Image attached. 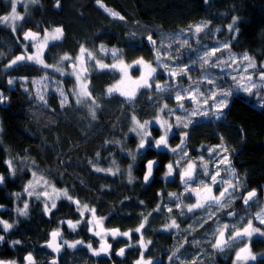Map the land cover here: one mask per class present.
<instances>
[{
  "label": "trees",
  "instance_id": "16d2710c",
  "mask_svg": "<svg viewBox=\"0 0 264 264\" xmlns=\"http://www.w3.org/2000/svg\"><path fill=\"white\" fill-rule=\"evenodd\" d=\"M102 2L123 16L124 20L108 15L98 7L96 0H60V7H56V0H39L32 8L25 10L18 38L28 29L42 35L44 30L62 27V40L48 48L49 63L59 54L77 55L81 45L90 49L101 45L122 49L126 63L141 57L152 61L156 57V49L148 42L149 35L142 41L134 40L131 35L136 34L137 37L141 31L150 30V35L157 41L156 47L160 48L158 35L161 37L162 30L176 31L205 23L211 25L206 31L216 30L232 23L235 16L239 18V33H236V39L231 45L233 52H246L257 60L264 58V0H209L208 3L204 0ZM0 5L3 13L7 12V6L2 1ZM19 53L20 47L12 33L0 27V91L8 98L0 105V174L7 178L5 185L0 186V205L4 208L0 211V219L15 222L14 227L5 235L0 259L21 260L31 252L38 264H46L51 257L45 246L49 233L61 221H76L79 217L75 205L66 200L59 201L49 215H45L38 204L31 203L28 217L19 216L15 211L17 205L12 193L23 191L31 172L45 176L59 189H67L68 194L81 204L94 207L96 214L105 218L104 225L108 229H119L120 232L134 231L143 217L160 201L158 193L175 190V187L174 184H162L165 183L164 169L160 171V181L156 177L148 184L143 181L148 160H156L157 167H161L171 160L170 156L156 153L150 148L139 152L136 162H133L131 156L121 153L123 148L129 152H135L137 148L135 137H127L131 115L137 112L133 108L142 107L137 112L141 120L152 117L154 111L144 108L150 106L148 100L127 102L117 95L105 94V88L118 81L117 71L93 70L90 74L88 90L98 105L96 119H93L91 114L76 106L72 100L68 99V104L61 107V99L53 91L45 98L47 104L31 98L17 80L41 77L44 72L25 62L7 68V64ZM107 60L112 61L109 57ZM9 79L16 80L14 87L10 88ZM226 82L227 79H224L223 83ZM63 84L64 88L68 86L66 80ZM224 112V119L199 122L188 130L187 151L195 156L196 149L200 147L222 145V151L227 148L229 151L226 153L235 168L237 181H241L244 190L240 197L255 189L257 199L260 200L264 194V107H258L244 95H233ZM151 133L153 139L160 136L158 128L153 127ZM125 141L129 147H126ZM112 157L126 167L130 164L134 167L135 179L132 183L121 176L101 174L93 169L94 163L102 164ZM8 160L12 161L17 171L15 178H9ZM155 175H159L158 171H155ZM193 199L189 197L185 202L193 204ZM252 204L246 206L238 198L207 218L204 213L193 215L183 226V230L187 229L191 233V236L185 235L187 243L193 244L185 252H177L182 255V260L175 264H234L232 255L235 249L221 252L214 249L210 241L215 240L217 229L224 222H231L228 213L235 211L237 216H242L252 210ZM198 222L203 226H197ZM161 226L162 216L149 218L142 234L146 240L151 241L149 257L164 261L167 255L163 252L174 251L178 245V236L157 231ZM84 227L87 225L83 224L74 233L65 231L66 237L95 247V238ZM13 240H20L21 244L11 246L12 250L7 246ZM113 242L114 252L125 248L121 258H116L113 253L110 262L103 257L95 258L84 246L62 254L58 264H134L139 249H126V242L119 238ZM250 247L253 254L264 253V240H252ZM163 261L158 264H165ZM252 264H264V258Z\"/></svg>",
  "mask_w": 264,
  "mask_h": 264
},
{
  "label": "rangeland",
  "instance_id": "374dc122",
  "mask_svg": "<svg viewBox=\"0 0 264 264\" xmlns=\"http://www.w3.org/2000/svg\"><path fill=\"white\" fill-rule=\"evenodd\" d=\"M0 1H2L7 6V12H5V13H3V9L0 8V16L10 15V13H11V2H10V0H0ZM35 4H37V3H35ZM35 4L31 3L30 0H17V12H18V14L23 16L25 19V15H24L25 10L32 8ZM25 5L27 7H25ZM0 7H1V5H0ZM98 7H100V6L98 5ZM101 9L104 10L103 8H101ZM24 19L21 21H15V24L17 25L16 32L12 31V28H11L12 22L11 21H9L7 23L0 22V27L4 28V29L8 30L10 33H12V35L16 39L17 44L20 47L21 53L25 54L24 45H28L27 54H32L36 51V48L32 47L33 44H25L24 42H22L21 37L18 38V36H19L18 32L22 29ZM205 24H207V27L203 28V31H201L198 34L195 33V27H196L195 25H194L195 27L193 26L191 28L189 27L186 29H180V30H176V31H174V30H162L161 31L162 35H161V37H159V35H158V39H159L160 43L163 42L165 47L159 48L160 49V59H161V63L159 65H157L155 63L156 57L152 61L141 57L144 59L145 62L152 63V66L156 68V73L154 74L155 83H159L160 85L164 86L167 89L166 91H164V92L157 91L155 88V84H153V86L151 88L139 89L137 91L135 99L132 101H129L126 97L120 96L119 93H113L112 94V95L119 96L120 98H122L123 100H125L127 102H134V101L141 102L142 100H148L150 106H147L144 108H146L148 110L152 109L154 111V115L152 117H150L148 119L141 120L138 118L137 114H139V113H137V112H139L140 111L139 108H142V107L139 106V107L133 108L134 110L136 109L137 112L135 113V111L132 110V112L134 111V114L131 115V121H130V126L128 128V131L131 127H133V123H132V116L133 115L136 116L137 120L140 121V123H143L145 120L151 121L150 125L148 126V130L151 131V129L153 127L158 128V130L160 131V135L163 134V130L160 128V125L156 123L157 117H159L161 119V121L166 119L169 124L173 125L172 132L169 134L168 142H169V148H177V152H172L168 149H165L166 150L165 152L170 153V155H171V160H169L168 163H173V167H174L173 176L167 177L165 179L164 174L167 171V169H164V171H163L164 182L169 183V184H174L175 182L178 183L177 182L178 181L177 180V173L182 168H184L186 166V164L189 162V160L193 161L195 164L194 180L191 182L192 186L195 187L197 184H199V182L201 180H203L206 184H211L210 176L215 173L216 164L219 161V159L221 158L218 155V153L222 152V147H217L220 145L197 148L195 157L191 156L190 152L187 151V148L184 147L187 144V138H186V141H185L184 145L182 146V148L184 151H187L188 156L184 157L181 149L178 148V146L181 144V133L182 132H188V130L190 128H192L196 123L205 122V121H208L211 119L216 120L215 117L212 115V109H211V105L214 102L211 99H208L207 106L204 105V100L207 99L208 95L210 94V92L214 88L213 84L207 83L208 79L214 80L215 85H219L223 89L232 88L233 89V95H244L245 97H247L248 100L254 101V103L258 107H262L261 105H264V99H262L258 96H256V95L249 96L247 93H244L243 91H236L235 90L236 89V82L232 80V76H236L239 79L241 75L246 76L249 73H251V74H253V80L258 81V74H259V71L261 70L260 66L262 64H264V58L262 60H257L253 55L247 53L250 57H252L255 60L257 67H256V69H249L248 73H243V71H242L243 68L248 64V61L242 60V56L246 52L235 53V52H233V49H231L232 42L236 39V36H237L236 33L235 32H229L228 25L227 26H221V28H219V31H217L218 28H216V30L212 29V30L206 31V29L210 28L211 25L209 23H205ZM54 29L55 28L48 29L47 33L44 30L42 33V37L40 39V41H43L45 35L46 34L48 35L47 47L44 48V50H43V58H44L45 63H48L50 65H56L59 63V66L61 68H63L65 73H72L74 71L73 67H71V69H69L68 66L75 63L76 64L75 71H77L79 74H81V76H82L81 83H86L87 87L89 86V76L92 73V71L93 70H101L98 66H95L96 65V59H99L103 63L109 64V65L116 62L113 59L111 51H110L113 48L105 47L106 49L109 50L107 53H105L104 51L100 50V47H97L96 49H90V48L85 47L88 51H90L94 54L95 59H89L87 56V53L83 54V56H82L80 53V49H79L77 55L70 56L73 58V60H71V61H63L62 63H60V57L65 55V54H59L55 59L51 60V63H49L47 61L48 48L52 44L60 42L63 38V36H62L59 40H52L51 39V33L53 32ZM174 32L176 34H174ZM23 33L21 34V36L23 35ZM148 35H150V30H143L140 33H138L137 37H136V34H134L133 36L131 35V37L134 40L139 39L140 41H142ZM173 35H174V37H173ZM233 36H235V39H232ZM175 38H177L178 40ZM184 40L188 41L187 45H184L182 43ZM198 40L200 42H198ZM226 42L229 43V45H230L229 49L223 48V45ZM169 44H171V47H167V45H169ZM201 45H203V46H201ZM218 47L221 48V51L217 52L215 54V57H209L210 61L215 62L216 58H221V59L227 60L229 62V64L232 65L231 67H229L228 64H221V65H218L217 67H212V66H210V64L205 65L203 63V61L201 60V56L205 52H210L211 49L218 48ZM232 56H235L237 58V63L232 64L231 59H230V57H232ZM76 57H81L83 59V61L85 62L83 66L89 68V71L87 73L81 72L82 66L80 64V61L76 60ZM108 57L111 58L112 61L108 62L109 61V60H107ZM137 59H140V58H136L129 63H126V62H124V63L130 65L133 63V61H135ZM25 63L28 65H31V66H35L44 72V74L41 77L32 78V79L20 78L19 80H17V81H19L20 84H22L24 90L27 89L26 92L30 95L31 98L35 99L38 102H42L38 97L42 95L46 98L48 93L53 91L58 95V97L60 99H62V97L60 96V92L63 91L65 93V95L68 97L69 101L72 100V102L76 106L81 108L83 111H87L89 114H91V111L95 110V112L97 113L98 107L96 104H92L91 99H85L82 104L76 103L77 97L74 94V90L75 91L79 90V84L77 83V80H76L74 75H68V74L61 75L60 72L54 71L52 68H43L39 65H36V64H34L32 62H28V61H25ZM165 64L169 65V68L163 67V65H165ZM14 66H16V65H14ZM184 67H187L189 69L188 76L177 75L175 78L169 76L168 73L170 70L180 69V68H184ZM237 68H239L241 71H235L234 70ZM221 69H223V71H221ZM104 70H106V69H104ZM110 70L111 71H117V73L119 74V79H120L121 73L117 69H110ZM145 71H146V69H145ZM45 75H47L48 79H44ZM130 75H132L133 79L138 78L140 75L139 66H137L134 69H130ZM84 76L87 77L86 80L83 79ZM189 76L191 77L190 80L188 78ZM224 79H227V82H226L227 84L223 83ZM12 80L14 81V83L12 85H10V88L14 87V85L16 84V80L15 79H12ZM64 80H66L68 82V84H67L68 86L66 88L63 87L64 86V84H63ZM116 83H114V84H116ZM150 83H151V81H150ZM113 85H111V86H113ZM109 87L110 86L105 88V94H107V95H108L107 89ZM197 87H199L200 91L202 93H204L203 96L196 97V99L199 100V104H195L192 102V100H189L187 98L184 101H181V103L185 104V107L187 109H189V111L191 109L199 107L204 111H208L209 115L207 117L200 116V115L191 116L190 119L193 121V124H190L189 127H187V128H183L182 126L180 128L175 127V125L178 123L176 120V116L177 115H179V116H186L187 115V113L184 110L177 107V101L175 99V92L181 91L183 94L184 90L188 89L189 90L188 95H191V93L193 91H195V89ZM217 90L219 91V88ZM0 93H2V92L0 91ZM232 97H230V101H231ZM157 98H159V100H157ZM66 104H68V102H66ZM164 105H167V108H165L164 111L161 112L160 109L163 108ZM0 129H1V126H0ZM172 133H175V136H177L178 138L176 139L175 136L172 135ZM0 135H1V131H0ZM129 135H133L136 139L137 144H138L139 138L135 135V133H132L129 131L127 133V137ZM148 139L154 140L152 137H149ZM171 141L174 143H172ZM125 145H126V147H129V144L127 141H125ZM210 149H215V151H213L210 154V152H209ZM121 153L123 155L130 156L128 154L129 151H126L124 148L122 149ZM223 155L228 156L226 152H223ZM215 156H217V157L213 160V158ZM201 157H203V160H201ZM113 160H115V162H116L115 164L112 163ZM229 160H230V158H229ZM177 161L180 162V168L176 167ZM230 162H231V160H230ZM205 164L206 165L209 164V168H207L209 175H207V176L203 174ZM94 166L99 167L101 169L112 168L113 172H115L116 168L118 167L119 172L116 173L115 175L110 174L107 171H101L99 173L110 175V176H121L125 181H128V166L126 167L125 164L123 165L121 163V161L117 160L115 157L107 159L102 164L94 163L92 165L93 169H94ZM219 167H220L221 171H220V175L217 176L218 181H220L221 179H224V180H230L232 182V184H237L236 175L233 177L229 172H227L225 170V165H223V164L219 165ZM231 167H233L232 164H231ZM36 174H37L36 179H38L39 177H44L46 180H48L50 182L51 185H54L45 176L38 174V173H36ZM29 177H30L29 180L34 179L32 176V172H31ZM132 177H133V181H134V179H135L134 167H132ZM238 182H239L238 190H234L232 188H229V192H231L234 197H240L241 194L244 192L243 187L241 186V181L239 180ZM219 185L220 184L213 186V195L218 196L220 190H222L224 187H228L227 184H224V185H221L220 188H218ZM55 188L59 189L56 186H55ZM263 189H264V186H263ZM35 190L37 192L47 191L50 193V197L47 200L45 197H41L39 200H37L35 196L28 197L27 194L22 191L21 197L19 200H17L15 197V204L17 205L15 207V211H16L17 207H23L24 201H27L29 203V207H30L31 203H36L41 207V209L44 208L45 202H47L50 206L53 200H55L56 205L61 200H66V201L70 202L68 199L64 198V196L62 194L57 199V193L53 191L52 187H50L48 185H44L42 180H41L40 184L36 185ZM60 190H63V189H60ZM169 193H176L177 196L179 197V199H177L175 197H170L168 195ZM182 193H183V195H181ZM161 194H162V196L160 198V201L157 204V205H159V211L155 210L157 208V205H156V207L154 209L150 210L147 213V217L149 219L152 217L158 218V217L162 216V226L159 227L157 229V231L163 232L164 234H169V235L170 234L171 235L177 234L178 237L176 239L178 241V245H177V247H174V251L171 253H168V251H164L163 254L167 255V257L163 261L161 258L156 259V258L149 257V253H150L149 249H150L151 243L147 244V242L149 240H146L144 237H143V239H144V243L147 244V250H144L143 248L140 247L139 241H140L141 233H136L135 231H128L131 234V239H129L128 237H123V236H119V239L124 240L127 245L130 243L132 245H134L133 247H127V245H126V249L127 248L128 249H135V248L139 249L138 259L140 258V253L143 252L145 260L150 259L152 261V264H158L161 261H163L165 264H175L178 261L182 260V255H178L177 252L183 253L188 249V246H191V244H193V243H187L186 239H185V235L189 234L191 236V233H188L187 229L183 230L184 224H187L188 223L187 221L188 220L190 221V219H192V217H191L192 212H188L187 207H185V205L188 204L187 202H185V199L189 198L190 195H193V194L191 192H187L185 190V187H183V188L177 187V190H174L171 192H168L167 190L166 191L163 190L161 192ZM205 195L206 194L204 193L203 188H201V198L203 199V197ZM244 195H246V193ZM228 200H229V198L226 196L223 203L226 205L229 204ZM195 202H196V196L194 195L193 203H195ZM70 203L75 205V210L78 213V217H79L78 220L87 221L88 219H91L92 213L90 211H85L84 216L81 217L80 212L77 211V205L75 203H72V202H70ZM80 205H81V210H83L82 206L84 204L80 203ZM177 205H179V207H177ZM88 206H89V209L94 208L91 205H88ZM251 207H252V210L250 212L242 215V216H237V212H235V211H234L235 215L228 216V219H230L231 222H224V224L229 225V228L226 231V237H227L228 233H230L234 230V228H236V227L241 228L243 226H246L247 221L250 219L252 220V223L254 226L260 227L261 229H264V225H261L259 223V221L257 219H255V214L261 210V207H264V194H263L262 198L260 200H258L257 203H253L251 205ZM168 208H171L172 211L169 212ZM222 208H225V207H220L219 205L213 204L211 208H208L206 206L203 209H195L197 211L195 213V215L204 213V216L207 218L209 213H217L218 209L220 211ZM3 210H4V208H0V211H3ZM149 213H151V215H149ZM95 215L98 219L100 218L96 214V212H95ZM198 218H200V217H198ZM241 218H243V219H241ZM173 219H175V221L179 225V227L178 228L173 227V228L165 230V225L171 224ZM78 220H76V221H78ZM63 221L66 222L68 220H63ZM71 221H73V220H71ZM76 221H73V223H75ZM61 222L57 225L56 228H54V230L59 229L61 232L62 239L59 238L58 242L61 244L63 243V240H68L69 242H75L76 240L67 239L66 233H65V231H68L71 233H74L75 231H72L68 227L67 223H61ZM83 224H86V223L79 224L76 231L78 229H80L81 227H83ZM196 225L200 226L201 222L196 223ZM102 226L106 230H111V229H108L104 225V221H102ZM88 227L89 226L87 225V227H84V228H86L88 230ZM0 228L3 230L2 225H0ZM219 229L222 231L224 230L222 227ZM98 230H99V228L93 227V231H89L91 236H93L97 242L96 246L93 247L94 249H98L100 246V242H101V237L93 234L94 231H98ZM216 234H217L216 236H218L219 233L217 232ZM49 235H50V233H49ZM104 239H105L106 243L112 245V248H111L110 254L108 256L101 254V256H99V257L106 258L110 262L112 259L111 254L113 253V250H114V242L109 239L108 235H106L104 237ZM253 239L254 240H256V239L264 240V237H260L258 234H256L253 236ZM181 245H183V247H181ZM239 245H240V243H235V244L230 243L224 249V251H227V250L230 251V250L235 249V251L233 252V255H232V257L234 259L233 260L234 264H235V254H236V251H238V249H239V248H237ZM84 246L86 247V245L81 244V245H77L76 248L72 249V248H68L67 245H64L62 247L63 248L62 251H64V252L73 251V250H76V249H78L80 247H84ZM87 250H88L89 254L91 256H93L88 248H87ZM173 253H175L176 255L173 257L172 260H169V257L172 256ZM261 254H264V253L263 252L256 253L258 259H263L261 257ZM93 257L98 258L97 256H93ZM136 261L134 262V264H136ZM249 262H251V263H249ZM249 262H248L249 264H252L255 261H253V262L249 261ZM17 264H21V263L17 262ZM111 264H114V263H111Z\"/></svg>",
  "mask_w": 264,
  "mask_h": 264
},
{
  "label": "snow or ice",
  "instance_id": "6c2138e0",
  "mask_svg": "<svg viewBox=\"0 0 264 264\" xmlns=\"http://www.w3.org/2000/svg\"><path fill=\"white\" fill-rule=\"evenodd\" d=\"M11 2V13L10 15H5V16H0V22L7 23L11 21V28L13 32H16L17 30V25L15 24V21H21L24 19L23 16L19 15L17 12V0H10ZM31 3H39V0H30ZM205 3H208L209 0H204ZM96 3L104 9L108 15L118 18L120 20H124V17L121 16L118 12L113 11L112 9L106 7L102 0H96ZM25 7H27L25 5ZM56 7H60V0H56ZM238 17H233L232 23L228 25V30L229 32H235L239 33V27H238ZM191 27V26H190ZM207 27V24L203 25H197L195 27V33H200L203 31V28ZM219 31V29H217ZM47 33V30H45ZM134 35V34H133ZM63 36V29L62 27H56L53 32L51 33V39L52 40H59ZM23 39L25 41L31 40L33 41L32 47L36 48V51L32 54H27V48L28 45H24L25 47V54L22 55H17L14 59H12L8 64L7 68H12L14 65H17L20 62L28 61L32 62L36 65H39L43 68H52L54 71L60 72L61 75H74L77 83L79 84V90L75 91L74 94L76 95V103L77 104H82L85 99H92V93L88 90L87 84L86 83H81L82 76L79 74L77 71H75L76 64L73 63L70 65L73 67L74 71L72 73H65L63 68L59 66V63L56 65H50L48 63H45L44 58H43V50L44 48L47 47V41H48V35L46 34L44 37L43 41L39 40V33L32 32V31H27L23 33ZM148 42L156 49V60L155 63L159 65L161 63L160 59V49L156 47L157 41L152 38L151 35L147 37ZM232 39H235V36L232 37ZM184 45L188 44L187 40H184L182 42ZM160 47H165L163 42H161ZM167 47H171V44L167 45ZM224 49H229L230 45L229 43H224L223 45ZM100 50L104 51L107 53L109 50L105 48L104 45L100 46ZM113 59L116 61L112 64H106L103 63L101 60L96 59V65L98 66L101 70L104 69H117L121 73L120 79L117 81L116 84L113 86H110L107 89L108 95H112L113 93H119L120 96L126 97L129 101H132L135 99L137 91L141 88H151L153 84H155V88L159 92H164L167 89L160 85L159 83H155L154 79V74L156 73V68L152 66V63L150 62H145L143 58L137 59L133 61L132 64H125L124 59L122 56V49H116L113 48L110 50ZM221 48H213L210 50V52H205L201 56V60L205 65L210 64L212 67H217L218 65L221 64H228L229 67L232 65L229 64L227 60L221 59V58H216L215 62H211L209 57H215V54L217 52H220ZM80 53L83 56V54L87 53V56L89 59H95V56L92 52L88 51L83 45L80 46ZM232 64L237 63V58L235 56L230 57ZM73 60L72 57L68 56L67 54L63 55L60 57V63L63 61H71ZM76 60L80 61L81 64V72L87 73L89 71L88 67L83 66L84 61L81 57H76ZM243 61H248V64L243 68V73H248L249 69H256L257 65L255 63V60L250 57L247 53H244L242 56ZM137 66H139L140 70V75L138 78L133 79L132 75H130V69H134ZM165 68H169V65H163ZM146 69V71H145ZM260 71L258 74V81L253 80V74L249 73L248 75L244 76L241 75L240 78L238 79L236 76H232V80L236 82V91H243L244 93H247L249 96L256 95L262 99H264V64L260 66ZM235 71H241L239 68L234 69ZM223 71V69H221ZM189 69L187 67L180 68V69H172L169 71V76L175 78L177 75L181 76H188ZM189 80L191 77H188ZM44 79H48L47 75H45ZM83 79H87L86 76L83 77ZM151 81V83H150ZM14 81L12 79L8 80V84L12 85ZM207 83L213 84L214 88L208 95L207 99L204 100V105L207 106V101L208 99H211L214 103L211 105L212 109V115L215 117L216 120H221L225 118V112L224 110L229 107L230 104V97L233 96V89H223L219 85H215V81L212 79H208ZM219 88V91L217 90ZM27 91V89H25ZM189 90L185 89L183 94L181 91H176L175 92V99L177 101V107L184 110L187 115L186 116H176L177 124L175 127L180 128L181 126L183 128L189 127L190 124H193V121L190 119L191 116L194 115H200L207 117L209 115L208 111H204L201 108L197 107L194 109H187L185 107V104L181 103V101H184L186 98L189 100H192L193 103L199 104V100L196 99L198 96H203L204 93H202L197 87L195 91L191 93V95H188ZM60 96L62 97L60 104L61 107H64L66 105V102L68 100V97L65 95L63 91L60 92ZM44 104H47V100L45 99L44 96H39L38 97ZM8 98L3 95V93H0V104H4ZM92 104H96V101L92 99ZM264 107V105H261ZM98 107V105H97ZM167 108V105H164L163 108L160 109L161 112L164 111V109ZM91 115L93 119H96V112L95 110L91 111ZM132 123L133 127L129 129L130 132L135 133V135L139 138V142L137 144V149L135 152H129L128 154L131 156V159L133 162H136L137 160V154L139 152L147 151L150 148H155L156 150H160L162 147L164 149H168L172 152H177V148H169V134L172 132L173 125L169 124L168 121L165 119L161 121L159 117L156 118V123L160 125V128L163 130V134L159 136L158 139L154 140H149L148 138L151 137L152 133L151 131L148 130V126L150 125L151 121L145 120L143 123H140V121L137 120L136 116H132ZM2 131V129H0ZM173 136H175V133H172ZM188 137L187 132H182L181 133V144L178 146V148L181 149L182 154L184 157L188 156L187 151H184L182 146L184 145L186 138ZM223 141V137L220 138ZM217 147H223L222 145L217 146ZM215 151V149H210L209 152L210 154ZM229 150L227 148H223V152H228ZM223 152L218 153V155L221 157L219 161L216 164V171L214 174L210 176L211 184H206L203 180L199 182L195 187L192 186V182L194 180V173H195V164L193 161L189 160V162L186 164L184 168H182L179 172V177L181 183L184 185L185 190L187 192H191L193 195L196 196V202L193 204H187L185 207H187L188 212H193L195 209H203L206 206L208 208H211L213 204L219 205L220 207H226L227 205L223 203L224 199L226 196L229 198L228 203H233L235 199L239 198L243 200L244 205L250 206L249 202L256 203V197H257V191L255 189L251 191H247L246 195L242 197H234L231 192H229V188H232L234 190H238L239 188V182L237 181V184H232L230 180H224L221 179L220 181L217 180V176L220 175V167L219 165L223 164L225 165V170L229 172L233 177L236 175L235 168L231 167V162L229 160V157L226 155H223ZM99 155V153H97ZM201 160H203V157H201ZM91 163V161H89ZM113 164H115V160L112 161ZM6 164L8 166V172H9V178H15L17 175L16 169L13 167L12 161L8 160L6 161ZM157 165L156 160H148L145 167H146V172L143 176V181L145 184H148L150 182V178L153 177V170L154 166ZM176 167L180 168V162H176ZM167 171L165 172L164 176L165 179L167 177L173 176L174 173V167L173 163H168L166 165ZM94 170L97 172L101 171H107L110 174L115 175L116 173L119 172V168H116V171L113 172L112 168L108 169H101L99 167L94 166ZM204 175H209L208 170H207V165H204ZM36 173L32 172L33 180H29L27 184L24 185L23 187V192L27 194L28 197L35 196L37 200H39L41 197H45L46 200L50 197V193L47 191L43 192H37L35 190L36 185L40 184L41 180L43 181L44 185H48L52 187L53 191L57 193V199L60 197L62 194L64 198L68 199L70 202L75 203L77 205V211L80 212L81 217L84 216L85 211H90L92 213L91 219H88L87 221L83 220H78L75 223L73 221L68 220V221H62L61 223H67L68 227L72 231H76L77 227L81 223H86L88 227V231H93V227L99 228L98 231H94L93 234L96 236L101 237V242L100 246L98 249H94L91 244L86 245V247L89 249L91 254L93 256H101V254H104L108 256L110 254V250L112 248L111 244H108L105 242L104 237L108 234L112 236L113 239H116L118 236H123V237H128L131 239V234L130 232H120L119 229H112V230H106L102 226V221L105 218H97L95 215L96 209L91 208L89 209V206L87 204H84L82 206L81 210V205L80 202L77 200H74L72 196L68 194L67 189H56L54 185H51L48 180H46L44 177H39L36 179ZM6 177L3 174H0V186L5 185L6 183ZM128 182L132 183L133 182V177H132V165L130 164L128 166ZM220 184L224 185L227 184L228 187H224L222 190L219 191V195H213V186ZM201 188H203L204 193L206 194L203 199L201 198ZM13 196L16 197L17 200L20 199L21 193L16 192L12 193ZM170 197H175L179 199L176 193H169L168 194ZM183 195V193L181 194ZM142 203V202H141ZM57 207L55 200L52 201L51 205L47 202L44 203V214L48 215L51 213L53 209ZM179 207V205H177ZM0 208H3V205H0ZM29 209V203L27 201L23 202V207H17L16 212L18 213L19 216L23 217H28ZM156 211H159V205H157V208L155 209ZM168 211L171 212L172 209L168 208ZM183 214V213H182ZM229 215H235V212H230L228 213ZM151 215V213H149ZM211 215V213H209ZM243 219V218H241ZM255 219L259 221L261 225H264V207H261V210L255 214ZM148 221V217L144 216L143 221L139 224L137 228H135L136 233H141L139 245L141 248L144 250H147V244H150L151 241H148L147 244L144 243L143 239V234L142 230L145 228V225ZM15 223V222H14ZM14 223H9L6 220L0 219V225L3 226V231L5 233L9 232L10 229L14 227ZM204 223H207V220H204ZM203 224H201V227ZM176 227L178 228L179 225L176 223L175 219L172 220L171 224L165 225V230ZM222 228L224 229L223 231L220 230L219 228L217 229V232L219 233L218 236L215 237L214 242H211V246L214 249H218L219 251H224L225 247L228 246L230 243L235 244V243H240V247L238 251H236L235 254V264H248L249 261H256L258 259L256 254H253L250 244L252 242V237L256 234H258L260 237H264V229H261L260 227H256L253 225L252 220H248L246 226H243L242 228H234V230L230 233L227 234L226 237V231L229 228V225L224 224L222 225ZM51 240L50 242L47 243V248L52 249L53 252L59 253L61 248L64 245H67L68 248H76L77 245L83 244V241L81 240H76L75 242H69L68 240H63V243H58L57 240L58 238H61V232L59 229L53 230L50 233ZM5 241V236L0 235V242ZM187 242V241H186ZM12 246L19 245L21 244L20 240H13L10 242ZM131 243L127 245V247H133ZM183 247V245H181ZM117 256H124L125 254V248H120L119 251L115 253ZM176 254L173 253L172 256L169 257V260H172L173 257ZM261 257L264 258V254H261ZM24 261L27 262V264H36L34 257L32 253H28L24 257ZM0 264H17L16 260H3L0 259ZM51 264H57L56 259L51 260ZM136 264H152V261L145 260L143 252L140 253V258L136 261Z\"/></svg>",
  "mask_w": 264,
  "mask_h": 264
},
{
  "label": "flooded vegetation",
  "instance_id": "af4514ba",
  "mask_svg": "<svg viewBox=\"0 0 264 264\" xmlns=\"http://www.w3.org/2000/svg\"><path fill=\"white\" fill-rule=\"evenodd\" d=\"M178 137H176V139H177ZM156 139H158V138H156ZM172 142V141H171ZM176 142V141H175ZM172 143H174V142H172ZM186 146H187V144H186ZM186 146H184V147H186ZM151 150H153L154 152H161V153H163V154H165L166 156H170L171 157V155H170V153H167V152H165L166 150L162 147L160 150H156L155 148H151ZM223 152V151H222ZM201 155V154H200ZM195 157V156H194ZM217 156H215L214 158H213V160L216 158ZM168 163V162H167ZM167 163H165V164H163V165H161V167H157V165H155L154 166V170H153V177L151 178V180H150V182L156 177V179L157 180H161V178H160V171L162 170V169H166V165H167ZM164 166V167H163ZM207 168H209V164L207 165ZM155 171H158V173H159V175L158 176H156L155 175ZM180 172V171H179ZM179 172L177 173V182L178 183H174V185H173V187H175V190H177V187L178 188H183L184 187V185L181 183V181H180V177H179ZM149 182V183H150ZM191 183V182H190ZM162 184H165L166 186L169 184V183H162ZM168 192H171V191H174V190H171V191H169V190H167ZM158 196L161 198V196H162V194H161V192H159L158 193ZM190 197H192V198H194V195H190ZM197 211L196 210H194L192 213H191V217L193 216V215H195V213H196ZM0 231H2V235H6L7 233H5L1 228H0ZM10 231V230H9ZM49 239H50V235H49V237H48V240H47V242L49 241ZM68 239V238H67ZM58 240H59V238H58ZM58 240H57V242H58ZM252 240H254L253 239V237H252ZM5 241H6V239H5ZM5 241L4 242H1L0 243V250L2 249V246L5 244ZM46 242V243H47ZM46 243H45V246H46ZM59 243V242H58ZM11 243L9 244V246H7L8 248H10V249H12L11 248ZM46 248H47V246H46ZM48 250H49V256H50V254H51V257H49L48 258V260H47V263L46 264H48L49 262H51V260L52 259H56L57 260V264H58V261H59V259H61V255L62 254H64L65 252L64 251H62V249L63 248H61V250H60V252H59V254L58 255H54V253L49 249V248H47ZM13 250V249H12ZM113 254H114V256H115V252L113 251ZM24 257L25 256H23L22 258H21V260H18V259H12V260H16L17 262H19V263H21V264H27V262L26 261H24ZM34 257V260H35V262H36V264H38L37 263V261H36V259H35V256H33ZM7 261V260H6Z\"/></svg>",
  "mask_w": 264,
  "mask_h": 264
},
{
  "label": "water",
  "instance_id": "95a60500",
  "mask_svg": "<svg viewBox=\"0 0 264 264\" xmlns=\"http://www.w3.org/2000/svg\"><path fill=\"white\" fill-rule=\"evenodd\" d=\"M27 31H32V32H36V33H39V40L41 39V37H42V35H41V33L40 32H37V31H35V30H32V29H28V30H26L25 32H27ZM21 40H22V42H24L25 44H33L34 42L33 41H31V40H28V41H25L24 39H23V35L21 36ZM23 53H20V54H18V55H22ZM25 62V61H24ZM24 62H20L19 64H23ZM68 68L69 69H71V66L69 65L68 66ZM145 174V173H144ZM150 180H151V178H150ZM257 198H258V195H257V197L255 198L256 200H257ZM253 202H249V204H252ZM112 230V229H111ZM108 236H109V239L110 240H112V241H115V240H117L118 238H119V236L118 237H116V239H113L112 238V236L110 235V234H108ZM50 240H51V236H50V239H49V241L48 242H50ZM47 242V243H48ZM47 243H46V245H47ZM50 249V248H49ZM51 251H52V249H50ZM117 251H119V250H117ZM116 251V252H117ZM53 252V251H52ZM115 252V253H116ZM54 253V255H58L59 253H56V252H53ZM115 257L116 258H121V256H117L116 254H115ZM48 264H51V262H49Z\"/></svg>",
  "mask_w": 264,
  "mask_h": 264
}]
</instances>
